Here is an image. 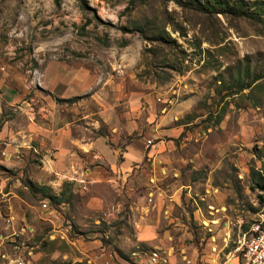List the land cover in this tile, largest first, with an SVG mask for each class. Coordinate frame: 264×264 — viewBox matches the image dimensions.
<instances>
[{
    "label": "rangeland",
    "instance_id": "rangeland-1",
    "mask_svg": "<svg viewBox=\"0 0 264 264\" xmlns=\"http://www.w3.org/2000/svg\"><path fill=\"white\" fill-rule=\"evenodd\" d=\"M84 1L85 9L77 0H0V66L49 82L60 65L86 85L74 99L102 87L127 101L152 98L158 115L162 105L175 109L170 124H181V131L171 137L170 154L178 160L175 185L181 187L163 225L173 247L154 249L118 236L130 227L126 208L100 220L102 213L42 198L25 167L19 179L26 189L18 194L55 210L58 221L33 215L23 203L24 220L13 224L0 197V264H151L154 250L159 258L152 264H239L237 248L264 205V191L255 185L264 182V0H241L249 13L239 16L197 8L205 0ZM206 200L222 205L220 221H228V229L220 222L212 230L213 242L194 212L206 210ZM71 210L78 223L71 222Z\"/></svg>",
    "mask_w": 264,
    "mask_h": 264
},
{
    "label": "crops",
    "instance_id": "crops-1",
    "mask_svg": "<svg viewBox=\"0 0 264 264\" xmlns=\"http://www.w3.org/2000/svg\"><path fill=\"white\" fill-rule=\"evenodd\" d=\"M57 69L49 71L54 77L48 82L0 66V168L14 172L3 176L0 171V197L7 204L8 218L13 224L24 220L25 203L33 215L58 221L55 210L30 205L18 194L17 189H26L19 179L26 167L27 178L37 189L61 194L59 203L69 209L73 205L84 213H102L100 220H105L126 208L130 227H121L118 236L169 251L171 235L164 226L172 219L169 207L181 187L175 185L178 160L170 154L171 137L181 131V124H170L176 119L175 109L162 105L158 115L152 98L135 96L127 101L111 97L102 87L74 99L87 92L85 83L74 69L62 71L60 65ZM43 74L49 77L47 71ZM147 138L152 142L145 147ZM205 203L206 210L194 208L199 215L196 223L205 227L213 242L212 230L220 222L221 229H228V221H220L225 217L222 205ZM68 214L78 223L75 210ZM85 235L94 237L97 232L86 230ZM226 235L225 230L223 241ZM71 243L85 249L78 238Z\"/></svg>",
    "mask_w": 264,
    "mask_h": 264
},
{
    "label": "built area",
    "instance_id": "built-area-1",
    "mask_svg": "<svg viewBox=\"0 0 264 264\" xmlns=\"http://www.w3.org/2000/svg\"><path fill=\"white\" fill-rule=\"evenodd\" d=\"M146 143H150V140H147ZM214 191L216 190L213 189ZM42 206L44 207L45 204L42 203ZM208 207L212 209L211 206ZM255 214L257 215L256 229L244 239L239 264L252 261H259V264H264V205ZM158 258V253L154 250V254L149 255V263H155Z\"/></svg>",
    "mask_w": 264,
    "mask_h": 264
},
{
    "label": "trees",
    "instance_id": "trees-1",
    "mask_svg": "<svg viewBox=\"0 0 264 264\" xmlns=\"http://www.w3.org/2000/svg\"><path fill=\"white\" fill-rule=\"evenodd\" d=\"M77 1H78L79 8L85 9V7H86L85 1L84 0H77ZM173 1L177 4L181 3L180 0H173ZM199 5L200 6H198L197 8L202 9V7L211 6L213 8L216 7L215 9H217V12L229 13V14L238 15V16L239 15H247L246 13H249V12H247L246 8L243 7L241 0H236V1H232V2H230L229 0H205L203 6H201V4H199ZM252 81L254 82L255 79ZM249 85H250V83L241 84L239 86L240 87L239 89H244V88L248 87ZM255 185L258 189L264 191V182L263 183H256ZM38 191L42 197H46L50 202L58 203L60 201L61 194L56 196V195L51 194V193L43 192V187L38 188ZM262 200H263V197L259 195V201L262 202Z\"/></svg>",
    "mask_w": 264,
    "mask_h": 264
},
{
    "label": "bare ground",
    "instance_id": "bare-ground-1",
    "mask_svg": "<svg viewBox=\"0 0 264 264\" xmlns=\"http://www.w3.org/2000/svg\"><path fill=\"white\" fill-rule=\"evenodd\" d=\"M262 207L260 209H262ZM256 223H257V217L253 220V222L250 224L249 228L243 234V237H242L240 244H239V247L237 249L242 250V248L244 247V239H246L249 235H251L253 233V231L256 229ZM245 264H259V261L245 262Z\"/></svg>",
    "mask_w": 264,
    "mask_h": 264
}]
</instances>
